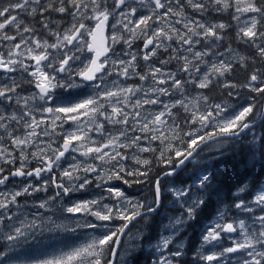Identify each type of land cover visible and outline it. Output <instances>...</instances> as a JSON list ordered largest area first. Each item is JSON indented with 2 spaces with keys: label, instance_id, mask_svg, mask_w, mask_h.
I'll list each match as a JSON object with an SVG mask.
<instances>
[{
  "label": "snow or ice",
  "instance_id": "obj_1",
  "mask_svg": "<svg viewBox=\"0 0 264 264\" xmlns=\"http://www.w3.org/2000/svg\"><path fill=\"white\" fill-rule=\"evenodd\" d=\"M262 184L264 0H0V264H264Z\"/></svg>",
  "mask_w": 264,
  "mask_h": 264
},
{
  "label": "rangeland",
  "instance_id": "obj_2",
  "mask_svg": "<svg viewBox=\"0 0 264 264\" xmlns=\"http://www.w3.org/2000/svg\"><path fill=\"white\" fill-rule=\"evenodd\" d=\"M141 48H142V41H141ZM143 62V61H142ZM189 91L190 92H192V95L194 96V92L191 90V89H189ZM145 107H147V106H145ZM169 135H171V133H169ZM97 138V137H96ZM98 139V138H97ZM216 146L215 145H211V147L210 148H215ZM77 155V157L78 158H80V159H83L82 157H79V154L77 153L76 154ZM207 158V157H206ZM128 162V161H127ZM97 163H99V162H97ZM193 164V163H192ZM116 182H120V181H110L109 182V184H114V185H118ZM264 186V185H263ZM122 189H124V190H127V188H130L128 185H127V187H125L123 184H122V187H121ZM129 193V192H128ZM130 194V193H129ZM77 196H79L80 194H76ZM130 195H132V194H130ZM74 199L76 198L75 196L73 197ZM83 198H89V196L87 195V194H85L84 196H83ZM88 231H91V230H88ZM167 234V233H166ZM58 235V239H57V241H56V243H58V244H66V245H72V244H74V243H79V242H82V237H78V236H75V235H71V234H57ZM157 243V241H155L153 244H149L150 246V249H151V251L153 252L152 254H153V260L159 255V252L155 249V247H154V245ZM152 260V261H153ZM151 264H152V262H151Z\"/></svg>",
  "mask_w": 264,
  "mask_h": 264
},
{
  "label": "trees",
  "instance_id": "obj_3",
  "mask_svg": "<svg viewBox=\"0 0 264 264\" xmlns=\"http://www.w3.org/2000/svg\"><path fill=\"white\" fill-rule=\"evenodd\" d=\"M227 38H226V44H227ZM232 47L234 49H237V51L240 52L241 55H249L250 53L245 51L244 47L242 45H238V43L235 41L234 37L232 39ZM223 50V49H221ZM252 67V65H249V69ZM244 73L241 72L239 69L237 70L236 76L234 77V79H243ZM208 95L210 96H218L219 95V91L218 89H214L211 93L206 92ZM187 130V129H186ZM207 151V150H206ZM209 212H211V209L208 210ZM189 236L191 237L192 243L196 242V236L193 235L191 233V231L189 232ZM191 255V253L189 254ZM147 261H149V257L146 256V254L144 253V250L142 251V253L139 256V264H145Z\"/></svg>",
  "mask_w": 264,
  "mask_h": 264
},
{
  "label": "flooded vegetation",
  "instance_id": "obj_4",
  "mask_svg": "<svg viewBox=\"0 0 264 264\" xmlns=\"http://www.w3.org/2000/svg\"><path fill=\"white\" fill-rule=\"evenodd\" d=\"M141 45V43H140V41H136V45H134V47L135 46H140ZM140 63L141 64H143L144 62H142V61H140ZM158 66V65H157ZM139 70V69H138ZM139 83H141L140 81H139V78L138 77H136V76H133L131 79H128V80H126L125 81V84H139ZM110 127V126H109ZM96 135V137L99 139V135L98 134H95ZM43 195V194H42Z\"/></svg>",
  "mask_w": 264,
  "mask_h": 264
}]
</instances>
